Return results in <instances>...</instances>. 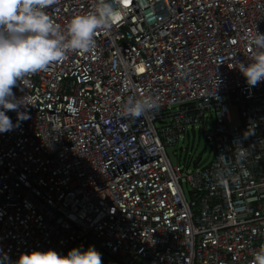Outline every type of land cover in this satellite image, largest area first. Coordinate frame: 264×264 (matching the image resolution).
<instances>
[{"label": "built area", "instance_id": "obj_1", "mask_svg": "<svg viewBox=\"0 0 264 264\" xmlns=\"http://www.w3.org/2000/svg\"><path fill=\"white\" fill-rule=\"evenodd\" d=\"M113 2L122 18L90 51L13 86L28 118L0 132V264L86 240L124 264H251L264 243V80L238 67L264 33V0ZM94 7L46 12L63 27ZM130 95L157 106L125 117ZM196 128L212 158L184 172L166 147Z\"/></svg>", "mask_w": 264, "mask_h": 264}, {"label": "clouds", "instance_id": "obj_2", "mask_svg": "<svg viewBox=\"0 0 264 264\" xmlns=\"http://www.w3.org/2000/svg\"><path fill=\"white\" fill-rule=\"evenodd\" d=\"M56 0H0V132L10 131L19 121L28 118L29 104L16 97L13 86L26 76L46 71L54 63L62 61L69 51L87 53L95 44L99 30H110L122 18L124 9L113 0H95L94 10L70 17L61 27L53 21L46 8ZM251 58L246 65L239 63V70L249 85L264 80V33L251 38ZM157 106L154 99L129 96L123 104L125 117L146 116ZM17 110L14 124L6 110ZM242 175H247L242 170ZM223 185L224 175H217ZM14 264H102L101 253L92 245L81 250L69 249L66 255L53 249L32 250L21 253ZM251 264H264V243L254 252Z\"/></svg>", "mask_w": 264, "mask_h": 264}, {"label": "rangeland", "instance_id": "obj_3", "mask_svg": "<svg viewBox=\"0 0 264 264\" xmlns=\"http://www.w3.org/2000/svg\"><path fill=\"white\" fill-rule=\"evenodd\" d=\"M229 112L234 124L241 122L240 108L237 102H232L229 106ZM167 153L174 165H180L182 171L190 172L197 166H203L212 158V149L204 138L202 132L197 128L181 137L177 144H171L166 147ZM201 157L199 163L194 164V160ZM186 193H189L190 186L183 182ZM89 245L94 246L101 253L102 264H124V261L116 258L106 249L100 247L97 243L86 240L85 245L76 244L73 247L86 249ZM72 247V248H73ZM66 255V254H65Z\"/></svg>", "mask_w": 264, "mask_h": 264}]
</instances>
